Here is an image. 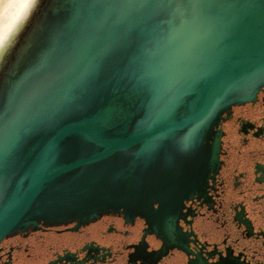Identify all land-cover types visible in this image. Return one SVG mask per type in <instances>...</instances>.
Here are the masks:
<instances>
[{"label": "water", "instance_id": "1", "mask_svg": "<svg viewBox=\"0 0 264 264\" xmlns=\"http://www.w3.org/2000/svg\"><path fill=\"white\" fill-rule=\"evenodd\" d=\"M34 0L0 52V240L131 208L264 86V0ZM4 46V47H5Z\"/></svg>", "mask_w": 264, "mask_h": 264}, {"label": "flooded vegetation", "instance_id": "2", "mask_svg": "<svg viewBox=\"0 0 264 264\" xmlns=\"http://www.w3.org/2000/svg\"><path fill=\"white\" fill-rule=\"evenodd\" d=\"M215 130L213 168L181 155L137 206L4 236L0 264H264V86Z\"/></svg>", "mask_w": 264, "mask_h": 264}, {"label": "snow or ice", "instance_id": "3", "mask_svg": "<svg viewBox=\"0 0 264 264\" xmlns=\"http://www.w3.org/2000/svg\"><path fill=\"white\" fill-rule=\"evenodd\" d=\"M34 0H17V2L12 5L15 8L13 14H11V19L3 25V32L0 33V45L5 44L8 41L9 33L12 31L13 27L16 25V22L22 17L27 16L29 9L33 7ZM172 6L178 8H203L205 6L185 3L184 0L182 3H174ZM6 8L8 5L5 6ZM0 163H2V158H0Z\"/></svg>", "mask_w": 264, "mask_h": 264}, {"label": "clouds", "instance_id": "4", "mask_svg": "<svg viewBox=\"0 0 264 264\" xmlns=\"http://www.w3.org/2000/svg\"><path fill=\"white\" fill-rule=\"evenodd\" d=\"M16 2L17 0H0V33L3 32V25L11 19V14H13L15 11V8L12 5H14ZM6 5H8L7 8L5 7ZM26 19L27 16H24L16 22V25L9 33L8 41L5 44L0 45V48H3L6 44L11 45L14 42L15 35L22 28Z\"/></svg>", "mask_w": 264, "mask_h": 264}, {"label": "bare ground", "instance_id": "5", "mask_svg": "<svg viewBox=\"0 0 264 264\" xmlns=\"http://www.w3.org/2000/svg\"><path fill=\"white\" fill-rule=\"evenodd\" d=\"M2 48H0V52H1Z\"/></svg>", "mask_w": 264, "mask_h": 264}]
</instances>
